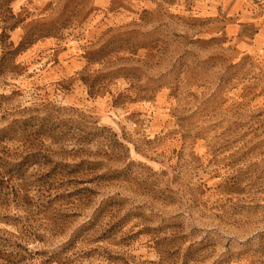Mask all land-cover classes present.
<instances>
[{
	"label": "rangeland",
	"instance_id": "obj_1",
	"mask_svg": "<svg viewBox=\"0 0 264 264\" xmlns=\"http://www.w3.org/2000/svg\"><path fill=\"white\" fill-rule=\"evenodd\" d=\"M0 264H264V0H0Z\"/></svg>",
	"mask_w": 264,
	"mask_h": 264
}]
</instances>
